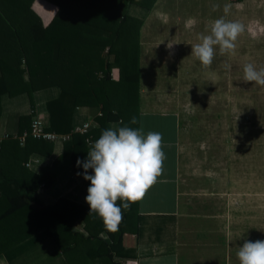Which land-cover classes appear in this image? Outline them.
Returning <instances> with one entry per match:
<instances>
[{
    "label": "crops",
    "instance_id": "crops-1",
    "mask_svg": "<svg viewBox=\"0 0 264 264\" xmlns=\"http://www.w3.org/2000/svg\"><path fill=\"white\" fill-rule=\"evenodd\" d=\"M225 4L231 5L227 15L223 11ZM32 9L41 16L44 25H49L59 7L47 0H34ZM129 13L143 21L140 130L144 135L149 131L162 134L165 159L157 182L138 201L134 214L137 230L124 233L123 245L133 249L137 256L126 258V264H239L236 253L245 240H264V122L261 113L255 103V112L244 117L248 124L251 122V128L240 124L236 134L240 147L237 143L234 147L224 131L221 142L194 151L188 147L191 144L184 136L181 117L176 113L181 101L177 98L181 92L177 81L180 85L179 78L187 76L184 72L191 70L192 60L198 66L199 62L191 55V46L200 42L201 34H209L211 22L222 16L227 21L245 25L239 42L250 41L247 37L253 33L254 45L260 49L244 57L246 61H254L257 70L263 68L264 0H156L150 9L133 4ZM189 19L195 20L191 28L186 27ZM94 42L97 46L105 45L103 39L95 38ZM4 45L5 39L0 38V47ZM168 45H172L171 48ZM231 56V53L221 55L216 46L210 66L212 73L207 77L230 76L231 69L224 65H230ZM113 76L119 78L118 68L113 70ZM60 93L58 86L36 91V109L28 92L14 96L3 94L0 136L20 134L19 118L23 115L35 114L48 122L47 102ZM97 115L102 112L95 104L78 106L74 126L89 121L97 128L100 125ZM118 125L119 122H111L109 127L115 129ZM66 141L61 137L53 142V150L48 155L34 152L30 156L28 167L31 170L39 173L48 169L55 178L49 186L43 182L34 195L38 205H54L65 198L90 207L85 197L91 182L75 173L70 157H62ZM74 227L73 231L89 235L82 218ZM100 237L107 238V234L102 232ZM0 264L98 263L91 262L85 247L66 254L48 230H40L0 254Z\"/></svg>",
    "mask_w": 264,
    "mask_h": 264
},
{
    "label": "trees",
    "instance_id": "trees-1",
    "mask_svg": "<svg viewBox=\"0 0 264 264\" xmlns=\"http://www.w3.org/2000/svg\"><path fill=\"white\" fill-rule=\"evenodd\" d=\"M33 1L0 0V29L6 28L0 30V38L5 39L0 47V116L5 93L28 92L36 109V91L60 87V95L47 102L46 129L71 134L62 157H70L75 173L83 176L77 160H86L92 145L86 140L88 134L74 132L78 106L95 104L102 112L96 116L100 125L89 133L95 141L111 122H119L114 130L124 126L140 130L143 21L130 14L129 7L136 4L150 9L156 0H47L59 7L49 25L32 9ZM95 38L103 39L105 45H95ZM115 68L118 79L113 76ZM36 117L21 116L19 133L30 129ZM53 146L51 141L33 137L25 146L13 137L0 142V254L40 230H48L66 254L85 247L91 262L126 264V258L137 257L123 245V236L127 230H137L134 214L139 200L129 209L122 208L123 219L115 232L108 231L102 219L90 213V207L65 198L54 205H38L34 192L43 182L51 185L55 178L51 170L36 173L26 164L34 152L48 155ZM80 218L87 236L73 231ZM102 232L107 238L100 237Z\"/></svg>",
    "mask_w": 264,
    "mask_h": 264
},
{
    "label": "clouds",
    "instance_id": "clouds-1",
    "mask_svg": "<svg viewBox=\"0 0 264 264\" xmlns=\"http://www.w3.org/2000/svg\"><path fill=\"white\" fill-rule=\"evenodd\" d=\"M217 7L214 6L213 10ZM230 8V4L224 5L225 15ZM194 24L195 20L189 19L186 27L191 28ZM244 32L245 25L241 22L227 21L223 16L215 19L211 22L209 34H201L200 42L191 46V55L208 68L213 62L215 47H219L221 55L233 53L237 38ZM224 67L231 68L228 64ZM243 73L244 81L264 86V68L257 70L252 63H247ZM131 122L135 124L137 121L133 118ZM164 159L162 134L159 132L149 131L144 135L142 130L127 126L102 131L87 152V159L77 160V166L84 169L83 178L91 182L85 197L90 213L95 212L108 231H117L123 219L122 208L129 209L157 182ZM118 199L122 201L121 205H117ZM236 255L239 264H264V240H245Z\"/></svg>",
    "mask_w": 264,
    "mask_h": 264
},
{
    "label": "rangeland",
    "instance_id": "rangeland-1",
    "mask_svg": "<svg viewBox=\"0 0 264 264\" xmlns=\"http://www.w3.org/2000/svg\"><path fill=\"white\" fill-rule=\"evenodd\" d=\"M257 37L260 38L258 35ZM247 38L250 41L241 43L239 38L236 41L235 51L231 53L230 58V76L225 74L224 77L209 78L207 76L212 73L211 67H203L198 60L199 64L196 66L192 60L191 70L187 69V72H184L187 76L179 78L182 81L180 85L177 81V87L181 86L177 98L181 101L177 104L176 113L181 117L184 136L188 137L187 141L191 144L188 147L194 151L198 148H210L213 143L221 142L224 131L225 137L229 138L233 146L237 143L240 147V138L236 134L240 124L241 126L247 124L246 128H251V122L248 124L244 117L255 112V103L264 122V86L244 81V65L252 63L256 67L254 61H246L244 54L253 55L260 49L254 45L253 33ZM238 54L242 56L238 57ZM185 64L189 65L188 62ZM262 64L264 68V62Z\"/></svg>",
    "mask_w": 264,
    "mask_h": 264
},
{
    "label": "built area",
    "instance_id": "built-area-1",
    "mask_svg": "<svg viewBox=\"0 0 264 264\" xmlns=\"http://www.w3.org/2000/svg\"><path fill=\"white\" fill-rule=\"evenodd\" d=\"M93 128H94L93 123L89 121H85L82 123H76L74 126V132H78L86 135L88 134L86 140L89 145H93L95 143V140H93L92 136L89 135V133ZM10 137L17 138L20 144L23 146L25 145L26 139L30 137L55 142L57 139L61 137L68 140L70 139L71 134L60 135L56 132L49 131L46 129V123L40 117H36L33 119L30 129L25 130L21 134H14V135L4 134L3 136H0V142ZM29 165L30 164L28 162L27 166Z\"/></svg>",
    "mask_w": 264,
    "mask_h": 264
}]
</instances>
